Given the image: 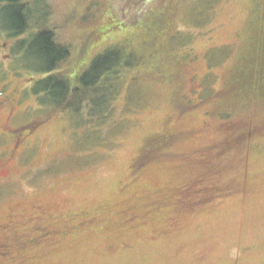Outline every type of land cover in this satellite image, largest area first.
<instances>
[{"label":"rangeland","instance_id":"374dc122","mask_svg":"<svg viewBox=\"0 0 264 264\" xmlns=\"http://www.w3.org/2000/svg\"><path fill=\"white\" fill-rule=\"evenodd\" d=\"M9 1L0 88L33 81L0 130L38 129L0 138V264H264V86L240 80L264 0ZM42 29L69 50L52 93Z\"/></svg>","mask_w":264,"mask_h":264},{"label":"trees","instance_id":"16d2710c","mask_svg":"<svg viewBox=\"0 0 264 264\" xmlns=\"http://www.w3.org/2000/svg\"><path fill=\"white\" fill-rule=\"evenodd\" d=\"M16 1H19V0H10L9 2H16ZM23 7L24 6L21 5L20 9L15 12L16 15L18 16V24L16 25L15 28H13L12 34H18L26 30V27H27V23L25 20L26 15L22 12ZM258 31H260V34L259 33L257 34V36H259L258 40L260 42V45L261 43L263 45L259 46V49L256 50L253 58L249 59V64H247L246 69L243 70V76L242 78H240L241 83L246 82V83L251 84L254 87H257L258 85L264 86V52H263L264 51V30L259 29ZM36 37H37L36 41L38 42V50H39L38 58L39 59L47 58L48 65L44 68L33 67L36 71L42 72L43 73L42 76H44V77L41 76L42 78H39L38 86L34 90L37 92L42 90L44 93L45 91L48 93H52L53 90L55 89V84L52 83L54 81L53 78L55 77V75L51 73V71L56 66V63L58 60L65 59L67 57V55L69 54V50L65 47V45L63 46L61 43L57 42L54 39V35L52 31L50 30H46V29L39 30L36 34ZM25 40L21 41L20 48L22 47V44H24ZM32 51L36 52L35 50H32ZM32 51L29 50L28 51L29 54H32ZM254 51L255 50H253V52ZM148 145L149 143L145 144L142 147L140 151L141 155L145 156V154L143 153L146 151ZM143 160L144 158H141L135 161V164H134L135 169L141 166V164L144 162Z\"/></svg>","mask_w":264,"mask_h":264},{"label":"flooded vegetation","instance_id":"af4514ba","mask_svg":"<svg viewBox=\"0 0 264 264\" xmlns=\"http://www.w3.org/2000/svg\"><path fill=\"white\" fill-rule=\"evenodd\" d=\"M7 46V41H0V62H2L4 59H7L10 57V52L9 51H5V47ZM15 61V59H13V62ZM2 64V63H1ZM14 67L13 64H9V68ZM8 67L5 68H0V77L2 78L3 76H5L6 72H8L9 70H7ZM24 79L19 78L17 76L13 77L12 79H10L8 81L9 84H11L10 88L7 89L5 87L0 88V103L5 104L6 108H7V113H12L14 109V104L17 101V98H20L21 92H25L28 89V83L33 81V77H28V82H24ZM7 83V84H8ZM15 112L18 114V111L15 110ZM12 118L14 119V121H12ZM27 123L26 125L31 126L30 131L25 132L22 135H12V137H9L6 132L8 129H12V130H16L18 127H23L24 123ZM11 125H8V128L5 129H1L0 130V138L2 136V138H7L9 141H12L14 143V146H17L18 143L20 141H22L23 139L27 138V137H31L34 135V133L36 132V130L38 129V123H36V119L34 117L31 118H27L24 120H20L15 119V116L11 115ZM39 206L33 207V214L34 216H37V214L40 212L38 209ZM17 217L16 219H22L20 214L18 213H10L8 217ZM4 227H5V223L4 222H0V244L2 243V236L1 234L4 232Z\"/></svg>","mask_w":264,"mask_h":264}]
</instances>
